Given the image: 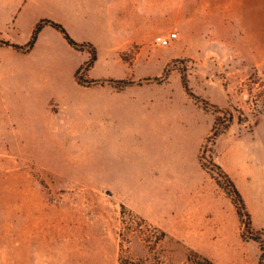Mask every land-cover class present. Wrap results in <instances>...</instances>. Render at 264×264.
Wrapping results in <instances>:
<instances>
[{"label":"rangeland","instance_id":"374dc122","mask_svg":"<svg viewBox=\"0 0 264 264\" xmlns=\"http://www.w3.org/2000/svg\"><path fill=\"white\" fill-rule=\"evenodd\" d=\"M73 1L28 0L14 25L0 19V38L26 45L45 18L68 30L57 18L74 22L73 5L87 19L101 17L97 6H85L98 0ZM138 1L143 40L119 49V59H101L78 76L119 77L112 81L119 86L121 79L148 83L140 90L161 95L186 91L185 73L195 94L222 107L204 109V126L210 118L233 114L215 143L204 140L202 162L214 174L212 160L220 164L255 224L264 222V0ZM45 26L29 51L0 43V264H120V259L186 264L193 247L176 237L160 240L162 229L127 207L122 212L100 179L108 151L99 133L108 120L95 93L106 82L78 83L76 71L89 52H71L63 34ZM68 32L78 42L94 35L91 24ZM157 35L169 43L156 44ZM166 70L170 83L143 81ZM233 206L221 223V238L204 244L209 258L217 264H259V245L243 238Z\"/></svg>","mask_w":264,"mask_h":264},{"label":"crops","instance_id":"0c3cea01","mask_svg":"<svg viewBox=\"0 0 264 264\" xmlns=\"http://www.w3.org/2000/svg\"><path fill=\"white\" fill-rule=\"evenodd\" d=\"M27 1L0 0L3 25H14ZM85 6H97L102 10L101 17L87 19L73 5L74 22L57 19L72 35L76 27L93 26L94 35L81 41L96 46L95 65L101 59H119V49L143 40L138 0L87 1ZM2 28L0 25V33ZM48 28L45 26L40 36ZM64 44L71 52H82L68 42ZM79 66L78 63L73 69L76 71ZM167 82H171V76ZM147 85L134 82L119 86L106 82L95 93L106 105L104 114L108 120L99 133L100 144L108 151V157L101 160L100 179L111 191L116 205H124L211 258L204 244L221 238V223L227 220L234 205L200 159L203 142L215 120L210 118L208 126H204L205 108L186 91L147 94L140 90ZM261 209L264 215V199ZM252 224L255 229L264 228V222L255 224L253 215Z\"/></svg>","mask_w":264,"mask_h":264},{"label":"trees","instance_id":"16d2710c","mask_svg":"<svg viewBox=\"0 0 264 264\" xmlns=\"http://www.w3.org/2000/svg\"><path fill=\"white\" fill-rule=\"evenodd\" d=\"M45 25H51L55 29L59 30L65 39L76 49L78 50H84L86 49L90 57L85 61L84 65L81 66L80 68L77 69L76 71V79L78 83L80 84H98V83H103V82H112L114 79L108 78V79H87V78H82L78 76L79 72L85 71L88 72L90 68L94 66V63L96 62L97 59V49L96 46L91 43V42H78L76 41L68 32L66 27L58 21H55L53 19H42L40 20L34 30L33 34L31 36V39L26 45H19V44H14L11 43L7 40L1 39L0 38V43L5 44V45H11L15 48H18L22 51H29L35 44L37 37L40 33V31L43 29ZM182 83L187 91V93L194 98L197 102H200L205 109L213 108L214 110H219L222 111V107L210 103L208 100H205L204 98H201L199 95L195 94L188 83V79L185 75V73H182ZM167 79V70L165 71L164 75L162 77H155V78H144L143 81H149V80H154V81H164ZM118 83L122 84V86L134 83L135 81H129L125 79H121L117 81ZM141 82V81H140ZM225 114V113H224ZM233 120V114L229 112L228 117L225 115H218L215 118L213 127L211 129L210 134L207 137V141L215 143L216 139L225 132V130L228 128L229 123ZM204 150H206V146L204 145ZM203 158V153L200 155V159L202 161ZM214 166L217 169V174L212 173L207 167H205L204 163L202 162L203 166L208 169V171L215 177V179L218 181V183L222 186V188L225 190L227 195L231 198L233 204L235 205L236 211L238 213L241 226H242V236L246 240H253L258 243L259 248H260V260L259 264H264V228L261 229H255L252 226V214L249 211L246 201L239 190L238 186L236 185L235 181L233 178L230 176V174L218 163H216L214 160H212ZM123 210L122 212H125V206L122 205ZM157 228L158 227H154ZM160 240H164L167 238H172L167 232L164 230H161L160 232ZM123 245V244H121ZM120 264H152L148 263L143 259H138L137 261L131 260V259H120ZM186 264H217L214 262L212 259L209 257L203 255L202 253L198 252L197 250L193 248H188V254H187V260Z\"/></svg>","mask_w":264,"mask_h":264},{"label":"built area","instance_id":"2783aa9c","mask_svg":"<svg viewBox=\"0 0 264 264\" xmlns=\"http://www.w3.org/2000/svg\"><path fill=\"white\" fill-rule=\"evenodd\" d=\"M154 41H155L156 44H163V45H166V44L169 43L168 38H166V37H164L162 35H157L155 37V40Z\"/></svg>","mask_w":264,"mask_h":264}]
</instances>
